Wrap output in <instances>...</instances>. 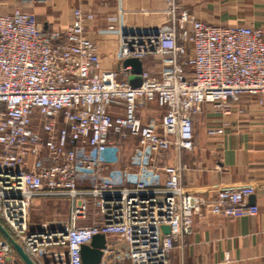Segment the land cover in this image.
I'll return each instance as SVG.
<instances>
[{"label":"built area","instance_id":"obj_1","mask_svg":"<svg viewBox=\"0 0 264 264\" xmlns=\"http://www.w3.org/2000/svg\"><path fill=\"white\" fill-rule=\"evenodd\" d=\"M182 2L164 0L155 25L109 16L95 29L117 37L116 70L101 67L90 6L74 7L65 27L20 8L0 12V224L34 264H82L81 246L96 234L106 237L99 264H168L172 241L203 210L258 214L248 201L254 184H223L206 201L183 192L185 165L167 163L171 148L193 149L205 105L222 117L209 136L228 126L243 95L264 106V28L206 23ZM130 57L142 61L137 86L123 66ZM151 103L164 110L159 121L142 115ZM126 139L133 160L116 168ZM53 197L70 201L68 226L32 219L36 200ZM21 263L0 232V264Z\"/></svg>","mask_w":264,"mask_h":264},{"label":"crops","instance_id":"obj_2","mask_svg":"<svg viewBox=\"0 0 264 264\" xmlns=\"http://www.w3.org/2000/svg\"><path fill=\"white\" fill-rule=\"evenodd\" d=\"M16 0H0V7ZM183 5L197 19L215 25H248L264 28V0H183ZM65 10L54 18L42 20L45 27H65L71 11L90 6L97 19L90 25L103 70H116L118 40L113 34H97L109 16L131 26H150L164 19V0H65ZM148 59L147 63H152ZM239 108L242 111H238ZM164 110L156 103L142 111L144 119L158 118ZM222 117L205 105L194 116V146L191 150L171 148L167 163L185 165L181 187L210 201L223 184H254L250 203L259 207L254 216L223 217L203 210L195 215L193 228L179 242L172 241L168 264H264V106L243 95L228 126L209 136L206 128L217 125ZM163 176V175H162ZM161 176V177H162Z\"/></svg>","mask_w":264,"mask_h":264},{"label":"rangeland","instance_id":"obj_3","mask_svg":"<svg viewBox=\"0 0 264 264\" xmlns=\"http://www.w3.org/2000/svg\"><path fill=\"white\" fill-rule=\"evenodd\" d=\"M65 0H16L13 4L0 7V12H8L13 8H20L27 11H32L36 14L37 19L42 22L43 19L54 18L57 21L58 16L65 6ZM72 15V6L69 5ZM72 17V16H71ZM159 60L156 59L155 62ZM161 118L158 117L159 121ZM134 139L122 140V145L119 149L120 157L116 162V168H122L125 163H131L135 154ZM70 201L63 197L41 198L36 200L34 207L31 209V217L35 223L48 227H65L69 224ZM22 264V263H21Z\"/></svg>","mask_w":264,"mask_h":264},{"label":"water","instance_id":"obj_4","mask_svg":"<svg viewBox=\"0 0 264 264\" xmlns=\"http://www.w3.org/2000/svg\"><path fill=\"white\" fill-rule=\"evenodd\" d=\"M131 66L132 75L129 77V83L132 86H137L141 83L140 73L142 70V61L135 57L126 58L123 61V66ZM162 231L167 234L169 232L168 225H162ZM0 232L12 244L18 255L25 264H34L29 256L25 253L22 247L12 238L7 230L0 224ZM106 237L103 234L93 236L89 244L81 246L82 264H99L105 247Z\"/></svg>","mask_w":264,"mask_h":264}]
</instances>
